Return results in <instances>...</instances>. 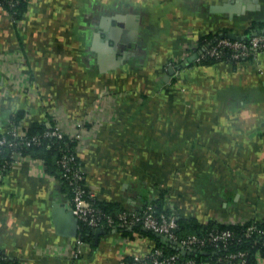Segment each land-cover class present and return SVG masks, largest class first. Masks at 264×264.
Returning a JSON list of instances; mask_svg holds the SVG:
<instances>
[{
  "label": "crops",
  "instance_id": "crops-1",
  "mask_svg": "<svg viewBox=\"0 0 264 264\" xmlns=\"http://www.w3.org/2000/svg\"><path fill=\"white\" fill-rule=\"evenodd\" d=\"M260 31L264 0H29L18 23L0 8V136L14 117L86 121L77 153L100 203L135 212L162 196L201 224L264 218V53L187 68L202 36ZM35 159L0 171L10 260L122 264L157 245L93 229L78 252L70 196Z\"/></svg>",
  "mask_w": 264,
  "mask_h": 264
},
{
  "label": "built area",
  "instance_id": "built-area-1",
  "mask_svg": "<svg viewBox=\"0 0 264 264\" xmlns=\"http://www.w3.org/2000/svg\"><path fill=\"white\" fill-rule=\"evenodd\" d=\"M9 2L11 6L17 3L13 0ZM2 9L10 16L7 10ZM196 46H198V42L193 44V50ZM194 52L197 54L194 62H201L207 58L222 60L227 53V61L232 59L235 61L248 58L256 59L264 53V31L246 39L222 37L203 46L200 50H194ZM18 63H16L15 69L19 67ZM3 67V65H0L1 70ZM52 120L53 122L46 119L47 129L44 136L64 142V146L60 147L61 155L58 163L62 168L63 177L66 178L70 186L72 212L78 219L79 224L83 223L92 229L123 230L140 227L165 236L173 242L180 243L189 254L199 251L209 255L213 252L215 256L217 255L215 264H249L247 250L239 249L228 252L230 246L241 242L243 239L249 241L252 246L264 243V218L252 219L250 225L237 234L229 229H212L206 236L197 234L180 236L177 232L179 229L178 217L174 213L159 212L152 203L135 212L127 210L115 214L105 212L88 199L89 196L93 198L94 195L91 191L87 193L85 189L87 184L84 183L85 176L76 163L78 147L85 139L86 133L90 131L87 128V122L69 121L65 124L58 116H53ZM42 142L41 135L29 136L26 128L20 126V123L12 121L8 130L0 136V171L10 169L25 160H36L30 154H25L21 148L24 145H40ZM69 142L73 143L74 146L70 147ZM5 148H10V152L4 157L1 154ZM38 161L43 162L41 159H38ZM83 243L84 241L80 238L78 252H80ZM208 248H211L212 252L208 251L210 250ZM182 256L183 254L180 251L165 255L161 248L155 247L142 256H135L131 263L123 260L122 264H180V262H183V264H206L194 257L183 260ZM1 257H3V254L0 251Z\"/></svg>",
  "mask_w": 264,
  "mask_h": 264
},
{
  "label": "trees",
  "instance_id": "trees-1",
  "mask_svg": "<svg viewBox=\"0 0 264 264\" xmlns=\"http://www.w3.org/2000/svg\"><path fill=\"white\" fill-rule=\"evenodd\" d=\"M10 0H0V8H4L5 10L8 11V13L10 14V18L13 21V23H18L20 22L26 14L27 8H28V3L29 0H13L14 2H17L14 6L10 5ZM257 33H261L257 32ZM254 34L249 35L248 37L250 38L251 36H253ZM222 37H229L227 35H220V34H216V35H206V36H202L201 38H199L197 40L198 42V46H196L194 48L195 51L200 50L203 46L216 41L219 38ZM228 53L225 54L222 60L220 59H215V58H207L202 60L201 62H192L191 64H189L187 66V68L189 67H193V66H198V65H207V64H218V63H228L232 66H237L238 62L245 60V59H241L238 61L235 60H226ZM248 59H255V58H248ZM15 118V117H14ZM13 118V122H18L19 121L15 118ZM46 119H49L50 121L53 122L52 117L51 116H47ZM46 120L36 123L34 124V126L30 129H28V135L32 136L34 134H38L41 135L43 138V142L40 145H31V146H26L24 145L21 149L22 151L26 154H30L33 158H39L43 161L44 164V168L45 171H50V172H54L58 175V178L60 179L62 185H63V189L68 193L69 196H71V189L70 186L68 184V181L66 180V178L63 177L62 175V168L60 166V164L58 163V159L61 155V146H64V142H62L61 140H56L55 138H50L47 136H44V133L46 132V124H45ZM4 134V133H3ZM50 145V147H49ZM69 146L72 147L74 146L73 143L69 142ZM10 152V148H5L3 153L1 155H3L4 157L8 155V153ZM1 159V157H0ZM76 163L77 166L82 170L83 175L85 176L79 157H78V153H77V159H76ZM84 183H86L87 185L85 186V189L87 191V193L90 191L89 190V186L86 180V176H85V180ZM89 196L88 199L91 200V202H93L96 206L100 207L101 209H103L105 212L107 213H111V214H115L117 212L123 211L122 209H115L112 206H106L102 203H100L95 197H91ZM150 203L154 204L157 208V210L159 212H167V213H171L169 212V210H167V208L165 207V201L163 199V197H159L158 199L152 200L150 201ZM149 204V203H147ZM172 214V213H171ZM178 224H179V229L177 230L178 234L180 236H185L187 234H197L199 236H206L207 233L212 230V229H229L231 231H233L234 233H241L247 226L250 225L251 220H247L244 223H230V224H223V223H216V222H209L206 224H201L195 220H183L181 218H178ZM135 231V230H142L143 232L150 234L151 236H153L156 240H157V245L155 247L161 248L164 252L165 255H170L174 252H176L177 250H175L173 247L169 246V245H165L164 243L161 242L160 238H158V234L153 233L151 231L145 230L143 228L140 227H134V228H126L123 229V232H129V230ZM92 228H90L89 226L81 223L80 224V237L82 240H86L88 239V235L91 234L92 232ZM154 247V248H155ZM210 250V252H212L211 248H208ZM239 249H243V250H247L248 251V262L249 264H256V254H264V243L263 244H259L256 246H252L250 244L249 241L247 240H242L239 243H234L233 245L230 246V248L228 249V252L231 251H237ZM3 257L0 258V264H17V262H14L12 260H10L3 252ZM217 256V255H216ZM215 253H211V254H205V253H201L199 251L195 252V253H187L186 255L182 256V259L185 260L187 258L190 257H194L195 259H197L198 261H204L206 264H215ZM133 260V258H129L126 259L125 261L128 263H131ZM180 264H183V262H180Z\"/></svg>",
  "mask_w": 264,
  "mask_h": 264
},
{
  "label": "water",
  "instance_id": "water-1",
  "mask_svg": "<svg viewBox=\"0 0 264 264\" xmlns=\"http://www.w3.org/2000/svg\"><path fill=\"white\" fill-rule=\"evenodd\" d=\"M230 38H232V39H246V38H238L235 35H230ZM196 57H197V54H194L191 58H188V61L194 60ZM104 231H105L104 228H95L93 230V234L98 236L99 233H102ZM158 236H159L161 242L164 243L165 245H169V246L173 247L175 250L180 251L183 255H186L188 253V251L180 243L173 242L169 238L162 236V235H158Z\"/></svg>",
  "mask_w": 264,
  "mask_h": 264
}]
</instances>
